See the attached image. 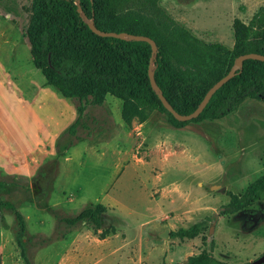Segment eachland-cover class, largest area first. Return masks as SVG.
<instances>
[{
    "label": "rangeland",
    "instance_id": "1",
    "mask_svg": "<svg viewBox=\"0 0 264 264\" xmlns=\"http://www.w3.org/2000/svg\"><path fill=\"white\" fill-rule=\"evenodd\" d=\"M30 4L31 0H0V139H21L12 109L30 91L44 87L24 36ZM261 6L264 0H158L166 15L200 41L228 49L233 44L232 21L246 24ZM107 100L86 106L81 123L91 131L78 130V136L95 143L115 136L116 125L122 124L111 112L110 101H118ZM129 131L136 159L124 163L122 178L116 177L106 191L101 228L94 232L77 226L63 239L58 238L66 226L60 220L100 195L111 172L106 165L110 160L98 164L96 159H83L76 166L75 159V168L61 172L60 158L53 155L23 175L15 168L20 160L0 143V264H23L15 212L25 224L21 242L31 264H183L187 257L209 251L210 242L212 257L228 264H245L264 254V190L245 210L219 214L228 202L226 192L240 196L264 176V102L246 99L221 119L182 126H173L165 113L153 114L142 124L132 123ZM72 190L86 204L69 213L78 206L69 208ZM204 218L208 220L195 238L169 237L170 231ZM108 228L113 234L97 242L100 231ZM165 229L168 238H159Z\"/></svg>",
    "mask_w": 264,
    "mask_h": 264
},
{
    "label": "trees",
    "instance_id": "2",
    "mask_svg": "<svg viewBox=\"0 0 264 264\" xmlns=\"http://www.w3.org/2000/svg\"><path fill=\"white\" fill-rule=\"evenodd\" d=\"M89 22L100 32L148 37L154 42L155 51L152 54L145 42L96 36L88 29ZM231 31L230 49L219 43H204L166 15L158 7V0H31L24 31L30 62L41 74L44 87L70 101L76 113L60 139L54 142L55 158H61L78 142L95 143L77 133L91 131L81 123V117L88 104L101 105L106 95L120 100V119L127 130L132 123L142 124L153 114L164 113L173 126H182L185 122L174 120L161 106L157 92L150 88L148 68L155 87L172 109L179 115H187L230 70L238 56L248 53L264 56V7H259L246 24L234 19ZM246 99L264 102L263 62L243 61L234 76L212 94L191 121L221 119ZM261 190L264 176L249 184L240 196L226 192L228 202L220 207L219 214L232 215L245 210ZM1 208L0 200V212ZM104 213L102 205L88 204L71 217L61 219L66 231L58 239L77 226L99 230ZM15 218L19 256L23 264H31L21 242L25 235L23 218L18 212ZM207 220L170 231L169 237L193 239ZM109 234H113L112 228L102 229L97 238L101 240ZM46 242L43 239L41 244ZM212 248L210 242L209 251L189 256L183 264H228L214 259Z\"/></svg>",
    "mask_w": 264,
    "mask_h": 264
},
{
    "label": "crops",
    "instance_id": "3",
    "mask_svg": "<svg viewBox=\"0 0 264 264\" xmlns=\"http://www.w3.org/2000/svg\"><path fill=\"white\" fill-rule=\"evenodd\" d=\"M176 23L183 26L178 22ZM183 27L186 28L185 26ZM186 29L192 34L191 30ZM107 97L111 96H105V100L109 102ZM113 99L118 102L113 103V101H110L113 105L111 112H115L120 118L121 102L116 98ZM12 112H15V115L11 113L12 116L15 119H19L21 139H0V143L5 145L4 150L8 154L14 156V159L20 160V165L15 167L19 169L17 174L29 175L36 170L42 161L54 155V142L75 119V109L70 101L60 97L52 89L38 87L36 90L30 91L28 98L22 97L20 105L12 109ZM5 124L8 125V123ZM121 124L122 126L116 125V134L111 139L102 140L98 143L78 142L69 148L59 160L61 172L75 168V164H73L75 159L77 160L76 166H79L83 159H96L98 164H101L102 160H110L106 164L111 169L108 182H104L99 190L100 195L95 197L92 200L93 202L89 204L102 205L106 196L105 193L112 186L115 178H119L117 181L122 178L123 168L126 167L124 163H131L136 159L133 153L135 140H133L132 133L125 129L122 121ZM118 188L121 190L120 187ZM118 188L117 190H119ZM71 193H74V201L70 204L69 208L74 203H78L77 208L69 212L74 213L80 210L86 203L79 201V194L76 190ZM104 239L99 240L97 237L95 238L97 242Z\"/></svg>",
    "mask_w": 264,
    "mask_h": 264
},
{
    "label": "water",
    "instance_id": "4",
    "mask_svg": "<svg viewBox=\"0 0 264 264\" xmlns=\"http://www.w3.org/2000/svg\"><path fill=\"white\" fill-rule=\"evenodd\" d=\"M87 27L90 30V32L96 36L105 37V38L109 37V38H114V39H119V40H124V41L145 42L146 44L149 45L152 54L155 51V44L148 37L141 36V35H130V34H126V33L100 32L93 26V24L91 22H89L87 24ZM245 60H253V61H259V62L264 63V56L254 54V53H248V54L238 56L235 59L234 65L230 68V70L206 91V93L203 95V97H202L201 101L199 102V104L197 105V107L191 113H189L187 115H179L178 113H176L172 109V107L168 104V102L164 99L162 94L158 92L157 88L154 85L153 75H152L150 68H148V70H147V78L149 81L150 88L154 92H157V98H158L161 106L163 107V109L167 113H169L171 115V117L174 120H176L177 122H188V121H191V120L197 118V116L200 114V112L202 111V109L204 108V106L206 105V103L208 102L210 97L212 96V94L217 89H219L222 85H224L229 79H231L234 76L235 70L239 69L241 67L242 62ZM158 237L161 239L168 238V230H166V229L163 230L158 235ZM262 263H264V254H262L261 256L257 257L256 259H254L250 262H247L245 264H262Z\"/></svg>",
    "mask_w": 264,
    "mask_h": 264
}]
</instances>
